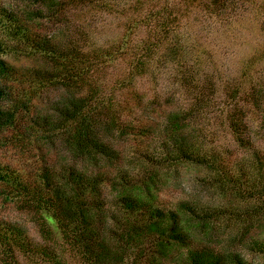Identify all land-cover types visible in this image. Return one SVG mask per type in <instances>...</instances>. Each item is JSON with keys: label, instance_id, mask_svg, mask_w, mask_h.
Instances as JSON below:
<instances>
[{"label": "trees", "instance_id": "trees-1", "mask_svg": "<svg viewBox=\"0 0 264 264\" xmlns=\"http://www.w3.org/2000/svg\"><path fill=\"white\" fill-rule=\"evenodd\" d=\"M21 1L26 9L0 7V133L60 142L61 162L0 166L2 193L32 215L41 235L0 218V264H259L246 252L264 256V148L251 145L247 119L258 118L253 132H263L264 0ZM115 20L121 34L100 42ZM41 22L49 30L34 31ZM244 27L253 28L251 51L236 63L218 57L231 50L227 30ZM133 57L140 63L125 72L129 85L155 57L161 72L178 76L185 97L162 122L144 110L123 116V83L110 82L109 69ZM51 91L63 92L54 112L35 113ZM207 109L237 142L235 155L193 130L191 120ZM129 139L142 145L131 157L113 144ZM185 162L206 169L223 206L158 204L162 172Z\"/></svg>", "mask_w": 264, "mask_h": 264}, {"label": "rangeland", "instance_id": "rangeland-1", "mask_svg": "<svg viewBox=\"0 0 264 264\" xmlns=\"http://www.w3.org/2000/svg\"><path fill=\"white\" fill-rule=\"evenodd\" d=\"M0 7L12 10L27 8L21 0H0ZM98 25L102 26L103 24L99 21ZM41 26H36L34 31H39L44 28V31L42 30V32H45V30H49L48 28H50V26L44 22H41ZM252 29L253 28L248 29L246 27L242 29H228V36L225 43L230 38L227 45L231 46V50L228 52V49L226 51L223 48L221 51L217 52L218 57L221 56L222 59V56L224 55V60L231 59V63H236L239 58H243L246 54H248L251 51L252 38L254 37V33L250 32ZM104 30L105 32L102 37H99L100 42L113 39L114 37L120 35L122 25L115 20L113 27L109 26ZM240 31H242V33H240ZM210 36H208V38ZM206 37L207 35L205 30L203 31V38L206 39ZM221 42H224V38ZM100 45L102 46L106 44L100 43ZM136 58L137 57H133L132 59L126 58L121 62L118 59L114 65L115 67L109 69L110 73H112L110 82L123 83V88L117 94L118 100L128 102L126 106L128 108L124 111L123 116L131 118L136 116V114H140L144 110L146 115H151L152 120H149L151 123L162 122L165 120L167 113L169 114L170 112H175L178 108H181L180 101H182V99L180 100L179 98L185 97V95H183L184 91L181 90L182 85L180 84L179 79L176 78L178 77L177 75L170 74L169 72H161L160 69H163V67L159 57L152 59L149 65L145 62L146 64L144 63L143 65L146 69L145 74L143 76L136 77L133 84L129 85L128 83L130 81L125 78V74L129 71H133L132 68H134L133 65L135 63H140L136 60ZM140 59L142 62L143 59ZM10 60L18 66H23L25 69L35 65V61L33 59L26 57H20L19 61H16L14 57H11ZM229 64V62H225L224 66L228 68ZM130 68L131 70H129ZM62 94L63 92L59 91L44 92L41 98L36 101V105L33 110H35V113L38 112V114L40 113L42 115L53 113L54 105ZM134 99L140 102V108L135 106L137 107L135 109L133 106ZM208 112L209 113L204 111V113L198 115L197 118L191 120L193 130L200 134L201 138L205 137L203 140L206 142L211 140L213 143L212 145H218L220 148L224 150L226 149L229 153L235 155L234 153H237L236 151H238L237 142L230 137L228 129L224 131L226 126H222V122L220 120L221 117L214 111L211 112V109L210 111L208 110ZM247 121L249 124V130H252L251 145H253L254 148H264V130L257 135L253 132L254 129H257V125L260 120L258 118H248ZM27 122H31L30 119H28ZM14 134L15 131L12 130L0 133L1 167L11 166L18 170L19 168H28V170H31L45 165V163L50 166L58 167L59 162H61L59 157V152H61L59 151L61 148L60 142L55 145L41 139L40 136H32L31 139L23 138L24 140L18 142L12 139ZM151 141H149V143ZM155 143L156 141H152V144ZM113 144L116 149L118 148V150H121L127 157H131V155H133L136 146L142 147V145L139 146L138 140L133 139L119 142L114 141ZM241 150L246 156H248V151L246 152L244 148H241ZM68 160L71 164H75L76 162L70 157H68ZM75 165L80 168L84 167L82 164L76 163ZM126 165L127 164L125 162H122V166ZM107 167L108 166H106V168ZM107 169H110V176H115L117 174L116 164L112 165L111 168L108 167ZM206 172V169L190 164L189 162L182 163L178 167H171L164 170L162 172L163 175H161L162 181L158 183L156 194L158 204L169 209L177 208L178 204L184 201H198L205 206H223L225 201L223 196L215 192V190L211 189V186L206 184ZM2 190L3 189L0 186V218L23 227L29 231L30 235L34 237V239L41 240V235L32 221V215L22 211V209H20L13 200H10L9 197L2 193ZM109 190L110 189L106 187L105 194L107 198L111 200L113 199V194L112 192H109ZM246 255L249 259H256L259 264H264V256L260 253L248 251L246 252Z\"/></svg>", "mask_w": 264, "mask_h": 264}]
</instances>
